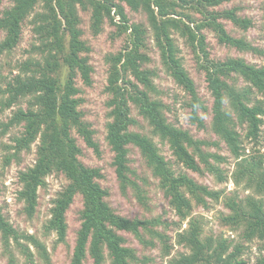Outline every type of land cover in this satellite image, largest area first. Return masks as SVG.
Here are the masks:
<instances>
[{
  "label": "trees",
  "instance_id": "1",
  "mask_svg": "<svg viewBox=\"0 0 264 264\" xmlns=\"http://www.w3.org/2000/svg\"><path fill=\"white\" fill-rule=\"evenodd\" d=\"M3 0H0L2 2ZM230 0H13L0 16V31L5 37L0 52H12L20 44L24 25L31 26L34 42L29 57L18 64V73L7 83L5 104L10 107L27 99V107H20L10 121L22 124V134L15 138L14 156L30 150L37 142L36 160L21 170L22 185L19 198L23 211L33 218L37 211L39 189L47 185L53 173H62L67 184L53 200L51 217L45 224L46 234L54 233L56 244L67 241V212L77 195H82L81 226L70 264H84L87 257L93 264H105L107 254L112 264H147L138 250L127 245L121 231L132 233L143 244L156 246L155 238L169 254L173 248L171 236L159 230L169 223L159 217L141 218L123 216L106 200L109 192L99 179L100 168L85 164L75 134L100 154L95 131L85 120L80 108L83 99L77 79L92 85L93 66L90 63L91 47L84 38L81 11L91 12L94 34L103 30L106 19L119 28V33L130 31L127 45L117 54L108 56L110 71L107 91L112 118L107 124V142L114 152L113 164L123 191L131 185L138 199L145 202L142 186L132 178L129 154L131 146L138 147L147 166L159 179L160 187L170 205L179 216L176 244L179 251L171 264H248L242 244H233L224 236L206 234L203 215L194 216L195 206L209 207L210 200L222 201L228 209L222 214V223L242 231L246 241H264V153L257 151L245 155L244 140L260 142L264 123V64L258 65L242 57L214 59L207 49L205 30L214 31L218 40L240 50L264 55V49L253 45L244 37L234 36L223 20H230L239 28L249 29L253 20L239 14L236 7L218 8ZM134 11H144L162 63L191 96L192 121L205 126L198 109L207 110L199 97L196 85L179 56L175 34L180 35L201 60L206 72L208 87L214 98L212 129L226 143L237 159L232 178L244 190H252L244 197L237 193L224 194L199 183L187 172H177L162 153L155 140L159 137L168 143L176 160L193 171L217 175L220 181L227 177L221 163L228 159L206 150L209 141L194 137L190 131L169 121L168 105L154 81L156 70L146 67L148 29L142 23H129L125 5ZM119 18L116 20V18ZM264 26V23H263ZM150 128L135 130L142 122ZM245 135L243 138V131ZM188 220L187 227L182 224ZM181 230V231H180ZM1 240L11 264H16L13 247L25 257L27 264H52L46 243L36 234L20 231L0 208ZM150 236V239L147 238ZM264 250V249H262ZM257 264H264V253Z\"/></svg>",
  "mask_w": 264,
  "mask_h": 264
},
{
  "label": "rangeland",
  "instance_id": "2",
  "mask_svg": "<svg viewBox=\"0 0 264 264\" xmlns=\"http://www.w3.org/2000/svg\"><path fill=\"white\" fill-rule=\"evenodd\" d=\"M13 4V0H3L0 2V16L3 11ZM126 13L129 17V23H142L148 29L147 36V53L150 57L146 67L156 70L158 75L154 77V81L161 91V97L168 105L166 110L167 117L170 122L186 129L198 138L210 142L205 148L211 152H217L225 156L228 161L221 163L224 175L227 177L224 181H220L217 175L204 171L200 173L185 167L181 162L176 160L172 149L168 143L162 142L159 137H155L156 142L161 148L165 157L173 164L174 169L187 172L191 177L199 183L208 185L215 190H223L224 194L237 193L240 197L252 193V190H244L242 185H236L232 178V173L236 168L237 159L229 151L228 146L221 137L212 129L213 120V102L214 98L208 87L206 72L200 66L201 60L178 34H175L177 45L180 49L179 56L182 58L184 67L188 70L190 76L195 82L199 97L203 101L207 110L198 109V114L204 120L205 126L200 127L196 122L192 121V107L189 105L191 96L179 85L174 77L166 72L162 63L160 51L155 44L151 27L149 25L146 12L134 11L129 5L124 4ZM236 7L239 14L249 17L253 20V25L245 30L237 27L230 20H223L226 28L230 33L237 37H244L253 45L264 49V0H230L225 2L218 8ZM82 28L84 29V38L91 47L89 53L90 63L93 66L92 85L84 84L79 77L77 79L78 86L81 89L80 96L83 102L80 108L83 110L85 120L91 125L95 131V139L99 143L100 154L89 147L82 137L77 134L79 145L83 153L80 159L87 165L98 167L101 170L102 177L99 179L101 185L109 192L106 200L117 211V213L134 218H152L159 217L163 221L169 223L168 228L159 226L158 229L165 231L171 236L173 248L169 254L162 248L161 241L155 238L156 246L145 245L132 233L121 231L120 233L127 239V245L136 248L141 257L147 258V264H171V259L178 254L179 251L186 249L176 244L177 226L174 222H178L179 216L169 203L164 191L160 187L159 179L154 176L152 170L147 166L144 157L138 147L131 146L129 154V165L135 174V179L145 190V202H141L134 188L130 185L126 191L121 188L120 180L116 173V167L113 164L114 152L107 142V124L112 120L109 117L111 107L108 101L111 98L106 87L108 85V77L110 71V63L108 56L117 54L129 42L130 31L119 33V28L112 25L107 19L103 26V30L99 34H94L91 28V12L81 11ZM119 18L117 17L116 20ZM207 49L210 56L214 59H225L227 57H242L249 62L263 65L264 55H260L253 51L240 50L238 48L222 44L218 37L211 29L205 30ZM5 37V32L0 31V43ZM34 42L33 32L29 24L24 25L23 37L18 47L12 52H0V208L6 217L20 231L36 234L47 245L51 253L52 264H70L74 248L76 245L77 232L81 226L80 210L83 207L82 195H77L71 207L67 212L68 233L67 241L56 244V236L54 233L46 234L45 224L51 217V209L53 200L58 192L67 184V179L62 173H53L47 178V185L39 189V201L36 214L33 218L28 217L23 211V202L19 198V191L22 185L19 181V173L21 170L32 166L36 160L37 142L32 145L30 150H23L18 156H14L16 149L15 138L22 134L24 130L22 124H12L10 121L14 113L20 107H27V99H23L20 103H15L8 107L5 104L8 93L4 90L10 81L19 71L18 64L29 57V48ZM134 115L142 122V126L133 127L135 130L149 131L148 123L138 115L136 109ZM260 142H252L244 140L246 145L245 155L254 154L260 151L264 153V123L262 124ZM242 130V129H241ZM243 131V138L245 131ZM209 207L195 206L193 215H203L204 231L208 235L224 236L234 245L239 243L244 245V258L248 264H257L258 257L264 253V241L254 239L251 242L245 240L242 231L233 230L229 226L222 223V214L227 213L222 199L218 202L210 200ZM188 220L182 224V229L187 227ZM180 230V231H181ZM150 239V236L147 235ZM13 255L16 257V264H27L25 257L17 248L16 244L12 249ZM105 264H112V260L106 255ZM9 253L5 250L0 234V264H11L9 262ZM84 264H93L90 255ZM144 264V263H140Z\"/></svg>",
  "mask_w": 264,
  "mask_h": 264
}]
</instances>
